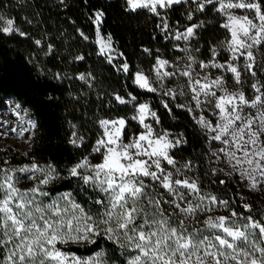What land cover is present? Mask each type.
Returning <instances> with one entry per match:
<instances>
[{
    "label": "snow or ice",
    "instance_id": "6c2138e0",
    "mask_svg": "<svg viewBox=\"0 0 264 264\" xmlns=\"http://www.w3.org/2000/svg\"><path fill=\"white\" fill-rule=\"evenodd\" d=\"M185 2L186 0H126L129 10L143 8L158 16V8L169 9ZM205 5H213L215 11L227 16V22L221 27L230 32L227 44L228 51L233 54L230 60L239 59L235 55L239 52L246 60L244 70L255 77L256 57L251 49L264 41V3L261 0H203L196 10L204 11ZM232 9L248 10L254 13V18L234 15L229 11ZM102 17L103 12L97 11L93 23L97 25V43L101 44L100 51L103 54L106 49H111V36L105 38L100 35ZM187 19H193L191 13ZM3 20V16H0V21ZM13 24L11 19L4 21L5 26L0 28V32H19ZM203 25V21L192 24L183 33L177 32L174 38L177 41H187ZM158 27H162L163 31H168L169 28L166 21ZM19 34L25 35L23 32ZM80 35L88 39L83 32ZM35 43L39 45L41 42L37 40ZM241 49L247 51L243 52ZM210 51L213 57L217 55L215 47ZM78 59L84 58L81 56ZM188 59L195 62L192 56ZM168 63L157 59L161 68ZM226 64V70L233 74L234 82L241 84V70L230 62ZM209 66L224 68L225 64L214 61H201L199 64L201 68ZM122 69L128 72V64H123ZM187 69L180 75L188 77L186 87L193 93L192 100L196 107L201 106L200 97L203 95L210 98L208 103L218 110L215 114L219 119L214 125L202 115L197 119L206 133H214L211 140L223 145L211 155L221 159L222 154L224 162L232 170L226 175L231 177L234 172H238L243 179L249 181V190L258 191L264 187L262 86H258L259 82L251 84V88L259 94L249 100L243 91L229 92L222 76L211 82H207L208 77L205 76L202 78L205 82L202 83L201 79L193 77L191 64ZM157 75L159 77V72ZM163 75L171 77L176 73ZM79 78L84 79V76ZM135 83L150 92L157 91L142 73L136 74ZM218 91L222 94L218 95ZM166 94H171V90ZM115 99L120 104L129 102L119 95ZM131 99L135 100V97ZM244 106L257 109V114L242 115ZM165 107L168 105L165 104ZM187 110L193 111L192 108ZM146 115H151L159 123L155 112H151L147 104L138 105V116L134 115L131 119H138L146 131L127 143L124 142L127 123L124 118L100 120L99 125L103 131L93 146V152L101 154V163L92 165L85 158L71 168L72 176L80 175L84 183L100 195L94 201L99 205L94 214L85 212L83 207L71 202L67 196L61 199L67 201L68 206H61L56 200L45 203L39 199L48 195L42 186L55 178V169L51 165L47 166V170L35 162L19 169L0 167V249L5 250L0 264H102L94 259L81 261L76 257L70 258L57 248V244L96 243L92 237L100 235L107 236L120 247L135 253L127 264H264V223L254 220L252 216H244L233 209L229 216H209L204 221L207 233L200 229L189 230L186 225L189 218L194 219L199 212H212L217 205L227 208L229 201L220 200L211 194L205 196L196 180L175 178L173 171L165 169L163 164L166 162L175 170L176 176L182 175L169 150L183 141L169 139L167 132L157 135L152 126L145 123ZM73 137H76L75 132ZM82 140V137H78L70 140V143L79 146L78 142ZM191 166V161H188L183 168L190 170ZM85 168L90 172L89 175H81L78 171ZM224 171L222 168L213 169L212 174ZM17 173L22 176L18 177ZM36 173H40L42 178L32 188L21 190L16 186L21 178L36 179ZM157 186L164 191H158ZM181 189H186L187 192ZM193 196L195 199H192ZM165 204L173 208V211L166 212L163 207ZM242 207L247 212L252 211L250 204H243Z\"/></svg>",
    "mask_w": 264,
    "mask_h": 264
},
{
    "label": "trees",
    "instance_id": "16d2710c",
    "mask_svg": "<svg viewBox=\"0 0 264 264\" xmlns=\"http://www.w3.org/2000/svg\"><path fill=\"white\" fill-rule=\"evenodd\" d=\"M201 2L187 0L169 9L158 8V16L147 9L129 10L126 0H0V15L13 20V27L19 29L11 34L0 32V109L7 99H12L27 108L36 120L30 148L20 153L9 150L2 155L12 165L35 162L45 170L51 165L59 181L47 188L49 196L68 195L95 213V195L77 183L70 170L85 158L91 164L101 161V154L93 152L102 133L100 120L124 118L127 122L124 141L138 134L139 125L131 117L137 104L148 101L161 128L180 135L183 142L173 156L191 161L200 188L234 204L238 213L260 221L259 214L264 208L259 207L264 206V198L256 195L262 204L251 198L254 206L247 212L242 207L237 184L212 174L208 138L189 113L174 107L166 98L160 100L139 90L133 83L134 74H149L158 58L172 61L180 56L174 36L192 24L204 22L191 41L193 50L199 49L195 54L198 60H209L210 49L215 47L217 52L228 40L227 30L221 27L220 13L213 5L197 11ZM97 11L103 12L100 31L111 36L117 53L118 59L112 63L99 54L95 45L93 20ZM189 13L192 20L187 19ZM164 21L168 23V31L158 27ZM37 40L41 42L39 45L35 43ZM81 56L84 59H78ZM125 63L129 70L122 73L119 66ZM81 75L84 79L79 78ZM261 86L264 93V78ZM116 95L135 97L134 103L120 104ZM78 137L83 138L79 146L70 143ZM248 194L254 197L253 193ZM93 239L96 243L69 244L61 249L81 257L103 254L111 263H126L124 253L113 240L105 235Z\"/></svg>",
    "mask_w": 264,
    "mask_h": 264
},
{
    "label": "rangeland",
    "instance_id": "374dc122",
    "mask_svg": "<svg viewBox=\"0 0 264 264\" xmlns=\"http://www.w3.org/2000/svg\"><path fill=\"white\" fill-rule=\"evenodd\" d=\"M191 1H193V0H191ZM195 1H198V0H195ZM216 6L217 7L219 6L218 3L216 4ZM141 9H143V8H141ZM229 11L232 12L234 15H237V16L248 15L250 18H254V13H252L248 10L232 9ZM219 13H220L221 18L223 20L222 24H224L225 22H227V16L224 13H221V12H219ZM3 18H4V20L0 21V28L5 26L4 21L8 20V18H5V17H3ZM254 22L259 23V21H257V20H254ZM96 28H97V25L95 24V45L97 46L99 54L104 56L108 62H109V57H111V63L115 62L118 59V57H117V53L113 47V42L111 41V49H106L105 52L102 54L100 51L101 44L97 43L98 37H97ZM185 30L181 31V33H183ZM227 32L229 35L228 40L223 42L220 45V47L217 49V55L215 57L212 56L207 61L198 60V58L195 56L197 51L193 50V46L191 44V41L194 37L190 38L187 41H185L183 39L177 41L174 38L178 44L177 45L178 51L181 52L180 56H177L172 61H168L164 58H159V59L166 60L169 63L161 68L157 64V60H156L155 64L152 67V70L149 74L139 72L148 78L150 85L152 87H155L157 89V91L156 92H150L147 89H143V88L139 87L135 83V76L138 72L134 74L133 83L139 90L152 93V94L156 95L160 100H164L166 98V99H168V101L170 103H172V105L174 107H177V108H180V109L187 111L189 113V115L192 117V119L194 120V122L200 127V129L205 133V135L208 138L210 156L212 158V170L213 169H221V168L225 170L224 172H218L216 175H220V176H222V178L224 180L234 181L237 184V187L239 189V197L241 199L242 205L243 204L252 205L250 203V200H252L251 198L256 200L257 204H262V201H259L257 199L256 195H258V198H259V196L261 198H264V194L262 192L263 187H261L258 191L249 190V188H248L249 181L243 179L239 175L238 172H234L231 177L226 175L227 172H230L232 170L228 166V164L224 162V158L222 157V154H221V159H217L216 157H213L211 155L212 152L217 151L223 145L220 142L212 141L211 136L214 135V133H211V132L206 133V130L203 127H201L200 124L197 123V119L199 116L202 115L207 120L211 121L214 125L217 122V120L219 119L218 115L215 114L218 110H215L213 105L208 103V100L210 98L204 97L203 95L200 97V99L202 100L201 106L196 107L195 102L192 100L193 93H191L189 88L186 87V85L188 84V77L180 75V73L182 71L188 70L187 66L189 64H191L192 70H193V77L197 78V79H201L202 83L205 82L202 79L205 76L208 77L207 82H211L212 79L222 76L226 82V87H227L229 92L243 91L245 94V97L249 100H252L255 97V95H258L259 93H256L251 88V84L259 82L258 86H261V79L264 78V41H262V43L260 45H255L251 49V51H253V53L256 57L255 67H254V71H256V76L253 77L250 73H248L244 70V65L246 63V60H245V57L240 56L239 52L235 54V55L239 56V59L230 60V57L233 54L230 51H228L227 44H228V41L230 40V32L228 30H227ZM254 33H255V30H253V34ZM100 35L105 37V38L107 37V36L103 35L101 33V31H100ZM242 39H246V38L242 37ZM247 42L251 43V41H247ZM241 51L246 52L247 49H241ZM189 56L194 57L195 62L190 61L188 59ZM201 61H204V62L214 61L215 63H218V64H225V67L224 68H214V67L209 66L207 68H201V67H199V64ZM226 62L232 63L233 65L237 66L241 70V74H242L241 75V79H242L241 84H236L234 82L233 74L226 70L227 69ZM119 70L122 73H126L123 71L122 65L119 66ZM158 72H159V77L157 75ZM164 73H176V75L168 77V76H164L163 75ZM169 90H171V94H166L169 92ZM181 92H183L184 94H181ZM261 92H262V87H261ZM217 94L221 95L222 93H220L218 91ZM124 99L129 101L128 103H125V104H133L134 103V100H132L131 97H127ZM140 104H147L149 106L150 111L155 112V110H153L151 108L150 103L148 101H145V102H141L135 106L134 115L138 116V105H140ZM16 105H19L20 107L17 108ZM179 105H185L186 107H179ZM188 108H192L193 111L189 112L187 110ZM155 114H156V112H155ZM256 114H257V109L250 108L247 106L243 107L242 115H253L254 116ZM156 117L158 118L157 114H156ZM115 119H118V118L107 119V120H115ZM133 121H135L139 125V130H140L139 133L146 131L145 128L143 127V125H141L139 123L138 119L133 120ZM145 123L151 125L154 132L157 135H160L164 132H167V133H169V137H168L169 139H172V140L181 139L179 134L161 128L160 124L157 123L156 119L152 118L151 115H146ZM33 124H35V127H33ZM255 126L256 125H254V127ZM35 128H36V120H35L34 116L32 115V113L27 108L23 107L22 105H20L19 103H17L16 101H14L12 99H7L5 101L4 107L0 109V167L7 168V169H19L25 165H31L32 164V163H26V164L12 165L9 163L8 159H6V156L2 155V153L9 151V150L13 151L14 153H20V152H24V151L28 150L31 146V142H32V139L34 136ZM13 129H14V131H13ZM101 131H103L102 128H101ZM138 134H136L135 136H137ZM101 135H102V133H101ZM135 136H133V137H135ZM133 137H131V138H133ZM262 139H264V137H262ZM128 141H124V142L127 143ZM181 145H182V143L180 145H178L177 147L170 149L169 151H170V155H172V157L177 161V167L181 169L182 175L176 176L175 170L172 168V166L167 165L166 162L163 164V166L165 167L166 170L173 171L175 178H181V179L187 178L190 180H196L197 181L196 171H194L192 167L190 170L183 168V165L186 163V161L179 160L173 156V151L176 148L180 147ZM97 154H100V153H97ZM5 161H7V163H5ZM101 161H102V159H101ZM101 161L99 163H101ZM99 163H97V164H99ZM92 165H95V164H92ZM245 167H247V165H245ZM78 171L81 173V175H89L90 174V172L88 171L87 168L79 169ZM27 175H31V174H27ZM35 175H36V179H23V178H21L16 186L18 188H20L21 190L32 188L34 186V184L37 183V180L42 178V175L40 173H36ZM17 176L21 177L22 174L17 173ZM54 177L55 178L52 179L47 185L42 186L43 190L46 191L47 193L49 192V191H47V188L49 186L55 185L57 183V181H59V175H56L54 173ZM72 177L74 178V180L77 183L83 184L86 187H88L93 192L96 199L100 198V195L96 191H94L90 185H87L84 183V181L81 179L80 175L72 176ZM157 190L160 192L164 191L163 189H159L158 186H157ZM181 190L184 192H187L186 189H181ZM201 191L205 196L209 195V193L206 192L205 190L203 191L201 189ZM248 192L253 193L254 197H251L248 194ZM64 196H67L71 202L76 203V201L73 198H71L70 196L65 195V194L61 195L59 198H51L48 194L47 196L40 197L39 199H42L45 203H50L51 201L56 200L60 203L61 206H68V202L61 199V197H64ZM192 199H195V197L193 196ZM218 199H220V198H218ZM220 200H225V199H220ZM233 206H234V204L232 205L231 203H229L227 208H225L224 206H221V205H217L215 207V210L212 212H199L194 219L189 218L186 221V225L188 226L190 231L193 229H200V230L205 231V233H207L208 230L206 229L204 221L209 216H212V217H218V216H222V215L223 216H229L230 212L233 210V208H235ZM253 206L254 205H252V207ZM163 207H164L166 212L170 213L173 211V208H171L167 204L163 205ZM83 208H88V207H83ZM94 208H96V210H97L99 208V205L96 204L94 206ZM259 208H264V206H261ZM84 210H85V212H88L89 214H94V212H92L91 210H87V209H84ZM243 215L244 216H250V215H245V214H243ZM259 217H260V222L264 223V218H262V217H264V212L259 214ZM179 218H183V217H179ZM174 219H176V218H174ZM92 239H93V237H92ZM84 243H89V242L57 244V248H59L61 251H63L61 249L62 246H66L69 244H84ZM4 251L5 250L0 249V258H1V254H4ZM120 251H122L124 253V258L126 260L125 264H127L128 259L132 255L135 254L134 252L129 251L126 248H122V247H120ZM63 252L67 253L70 258L76 257V258H79L81 261L94 259V260L102 262V264H115V263H111L110 261H108L103 254H96V255H93L90 257H81V256H76L74 254L68 253L66 251H63Z\"/></svg>",
    "mask_w": 264,
    "mask_h": 264
}]
</instances>
